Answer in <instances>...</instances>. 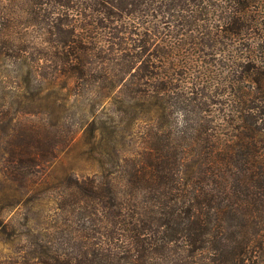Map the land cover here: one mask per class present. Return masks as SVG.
I'll use <instances>...</instances> for the list:
<instances>
[{"label": "trees", "instance_id": "16d2710c", "mask_svg": "<svg viewBox=\"0 0 264 264\" xmlns=\"http://www.w3.org/2000/svg\"><path fill=\"white\" fill-rule=\"evenodd\" d=\"M6 54L43 121L8 148L27 192L81 127L147 130L123 164L60 183L87 240L67 257L43 240L49 264H264V0H0Z\"/></svg>", "mask_w": 264, "mask_h": 264}, {"label": "rangeland", "instance_id": "374dc122", "mask_svg": "<svg viewBox=\"0 0 264 264\" xmlns=\"http://www.w3.org/2000/svg\"><path fill=\"white\" fill-rule=\"evenodd\" d=\"M33 36L39 35L34 31ZM12 61L8 54L0 58V264H49L44 257L43 240L50 242L51 252L64 257L75 254L81 242L87 240L84 234L88 220L72 203L71 189L60 183L70 176L82 178L98 174L106 168V162L111 164L110 167L116 166V161L117 166L123 164L116 148L141 149L147 130L142 122L129 123L125 124L124 134L114 136L107 132V129L111 130L107 126L94 140L87 127H81L69 145H59L56 159L46 174L36 178L31 191L27 192L9 175L8 148L10 142L16 140L13 131L18 124L19 131L29 120L37 128L43 121L25 114L26 103L17 98L15 89L22 79L18 78ZM79 114L80 110H72L66 122L55 127V131L66 134L75 130ZM111 178L119 190H125L124 178L118 175ZM81 206L84 208L85 204ZM76 229L74 234L79 239L69 233Z\"/></svg>", "mask_w": 264, "mask_h": 264}]
</instances>
